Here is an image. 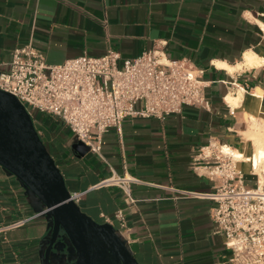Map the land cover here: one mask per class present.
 <instances>
[{"label": "crops", "instance_id": "0c3cea01", "mask_svg": "<svg viewBox=\"0 0 264 264\" xmlns=\"http://www.w3.org/2000/svg\"><path fill=\"white\" fill-rule=\"evenodd\" d=\"M29 42L49 64L109 48L133 57L159 46L172 59L204 68L209 108L128 116L121 130L105 132L103 156L91 150L77 156L76 135L58 116L33 117L69 190L82 192L81 208L113 223L140 264H236L210 215L214 200L185 190L212 192L219 183L205 166L202 150L210 142L239 159L247 186L257 182L253 163L256 172L264 170L258 155L264 152V0H0V67ZM113 171L142 180L131 184L133 201L120 186L101 184ZM42 210L40 199L0 164V264H45L52 226ZM59 253L69 257L53 249L55 263Z\"/></svg>", "mask_w": 264, "mask_h": 264}, {"label": "built area", "instance_id": "2783aa9c", "mask_svg": "<svg viewBox=\"0 0 264 264\" xmlns=\"http://www.w3.org/2000/svg\"><path fill=\"white\" fill-rule=\"evenodd\" d=\"M3 62H0V65ZM204 68L191 59H172L162 47L154 46L136 56L123 57L109 48L100 55L83 53L61 63L49 64L32 42L14 48L7 68L0 67V88L16 95L34 116L44 112L61 118L77 139L103 156V137L111 127L121 130L128 116L164 118L181 113L185 105L209 108ZM225 144V143H224ZM210 142L203 149L206 168L219 180L212 192L210 215L230 248L236 264H264V170L256 172L254 186H247L239 159ZM142 180L131 174H112L104 185L120 186L127 201H133L131 184ZM82 192H72L79 200ZM39 213L12 223L19 226ZM122 217V210L117 212Z\"/></svg>", "mask_w": 264, "mask_h": 264}, {"label": "water", "instance_id": "95a60500", "mask_svg": "<svg viewBox=\"0 0 264 264\" xmlns=\"http://www.w3.org/2000/svg\"><path fill=\"white\" fill-rule=\"evenodd\" d=\"M77 156L90 151L77 139ZM0 164L15 174L44 204L42 213L51 217L50 240L45 264L53 249L68 255L61 262L73 264H140L127 241L109 222H99L72 198L64 174L38 131L27 106L13 93L0 88ZM71 249L74 254H71ZM60 262V263H61ZM59 263V264H60Z\"/></svg>", "mask_w": 264, "mask_h": 264}, {"label": "bare ground", "instance_id": "6f19581e", "mask_svg": "<svg viewBox=\"0 0 264 264\" xmlns=\"http://www.w3.org/2000/svg\"><path fill=\"white\" fill-rule=\"evenodd\" d=\"M254 55L252 56V55H248L247 56V64L249 65V64H254ZM226 67H228L227 65H225ZM229 69H230V67H228ZM229 99H231L230 97H229ZM221 151H223V152H226V153H229L228 151H226L225 149H220ZM231 150V149H230ZM232 151V150H231ZM232 153V152H231ZM230 153V154H231ZM259 158L261 159V160H263L264 161V152L263 151H260L259 152ZM231 156H233L232 154H231ZM233 158L235 159V157L233 156ZM121 237H123V235H122V233L120 232V231H118L117 232Z\"/></svg>", "mask_w": 264, "mask_h": 264}, {"label": "rangeland", "instance_id": "374dc122", "mask_svg": "<svg viewBox=\"0 0 264 264\" xmlns=\"http://www.w3.org/2000/svg\"><path fill=\"white\" fill-rule=\"evenodd\" d=\"M33 116V115H32ZM33 119H34V117H33ZM34 121H35V119H34ZM71 136H74V134L73 133H71L70 134ZM42 137V136H41ZM42 139H43V137H42ZM44 140V139H43ZM45 142V141H44Z\"/></svg>", "mask_w": 264, "mask_h": 264}, {"label": "flooded vegetation", "instance_id": "af4514ba", "mask_svg": "<svg viewBox=\"0 0 264 264\" xmlns=\"http://www.w3.org/2000/svg\"><path fill=\"white\" fill-rule=\"evenodd\" d=\"M71 262H68L67 264H70Z\"/></svg>", "mask_w": 264, "mask_h": 264}]
</instances>
